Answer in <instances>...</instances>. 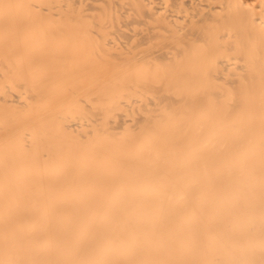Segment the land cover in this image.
Instances as JSON below:
<instances>
[{
	"label": "bare ground",
	"instance_id": "bare-ground-1",
	"mask_svg": "<svg viewBox=\"0 0 264 264\" xmlns=\"http://www.w3.org/2000/svg\"><path fill=\"white\" fill-rule=\"evenodd\" d=\"M0 264H264V0H0Z\"/></svg>",
	"mask_w": 264,
	"mask_h": 264
}]
</instances>
